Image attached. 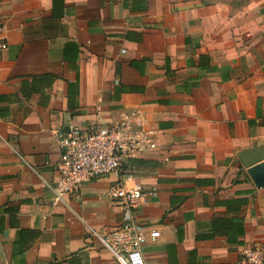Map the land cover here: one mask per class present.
<instances>
[{"label": "crops", "instance_id": "obj_1", "mask_svg": "<svg viewBox=\"0 0 264 264\" xmlns=\"http://www.w3.org/2000/svg\"><path fill=\"white\" fill-rule=\"evenodd\" d=\"M0 22V264H119L89 230L121 221L116 177L51 186L70 128L125 116L147 146L124 180L158 190L134 208L146 264L264 245V0H0Z\"/></svg>", "mask_w": 264, "mask_h": 264}, {"label": "built area", "instance_id": "obj_2", "mask_svg": "<svg viewBox=\"0 0 264 264\" xmlns=\"http://www.w3.org/2000/svg\"><path fill=\"white\" fill-rule=\"evenodd\" d=\"M8 43L1 36L0 57ZM145 140L132 128L129 116L118 122L108 124H90L84 127L70 128L61 139V155L57 164V180L51 186L58 198L64 194L77 192L83 184L106 175L116 177L110 186V199L121 208V221L105 232L89 230L99 235L104 245L114 254L119 264H146L142 246L147 239L148 224L137 219L134 208L143 197L158 195L156 188H145L134 181L128 184L124 180L126 160L143 154ZM151 147L155 143H150ZM24 161V155L15 149ZM128 177L132 178L129 174ZM150 235H160L159 230H150ZM240 261L244 264H264V245L256 244L242 251Z\"/></svg>", "mask_w": 264, "mask_h": 264}, {"label": "water", "instance_id": "obj_3", "mask_svg": "<svg viewBox=\"0 0 264 264\" xmlns=\"http://www.w3.org/2000/svg\"><path fill=\"white\" fill-rule=\"evenodd\" d=\"M244 163L248 173L258 187H264V161L254 162L250 155L246 156Z\"/></svg>", "mask_w": 264, "mask_h": 264}]
</instances>
